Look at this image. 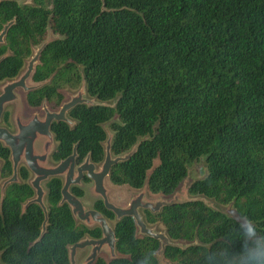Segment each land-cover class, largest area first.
<instances>
[{"label": "trees", "instance_id": "obj_1", "mask_svg": "<svg viewBox=\"0 0 264 264\" xmlns=\"http://www.w3.org/2000/svg\"><path fill=\"white\" fill-rule=\"evenodd\" d=\"M12 20L0 44V80L15 78L45 43L29 106L60 107L63 87L80 84L105 103L76 105L68 122L53 123L51 159L75 148L77 164L87 156L101 163L107 123L113 157L137 144L112 166L109 181L168 196L204 155L207 174L188 195L232 202L238 218L193 200L143 210L144 219L181 242L166 246L165 261L244 264L258 246L248 225L264 237V0H0V32ZM1 123L12 126L10 111ZM12 174L10 149L0 143V264H70L72 244L101 238L99 226L78 225L61 203L62 178L44 182V212L24 164L2 192ZM71 192L84 195L80 186ZM93 209L114 221L117 252L95 264H159L160 242L140 235L132 217L116 220L100 198Z\"/></svg>", "mask_w": 264, "mask_h": 264}, {"label": "water", "instance_id": "obj_2", "mask_svg": "<svg viewBox=\"0 0 264 264\" xmlns=\"http://www.w3.org/2000/svg\"><path fill=\"white\" fill-rule=\"evenodd\" d=\"M12 23L13 20L8 22L0 32V44L4 43L5 35ZM44 45L45 43L34 51V55L27 62L25 70L18 79L10 81L3 86L2 92L0 93V123L6 105L18 99L16 90L21 88L27 93L34 87L28 85L27 81L30 79L34 67L39 61V56ZM86 94L85 86L82 85L77 94L71 96L70 100L61 104L58 111H51L47 107L46 102H43L42 107L45 111L43 118L35 114L25 121L21 118V114L18 111L14 115V124L16 127L14 132L6 126L0 125V143L10 149L13 167L12 176L6 179L2 184V192L7 184L18 181V167L23 163L33 175L30 181L36 193V197L33 201L41 205L44 212H46V190L43 188L42 183L46 182L51 177L62 178L61 203L66 202L69 205L75 219L80 220L86 226L97 225L102 230L101 238L95 239L85 237L69 247L70 264H76L75 257L77 251L86 247H89L90 251L81 264H95L97 259L101 256L102 251L108 252L110 256L109 259L117 257L116 236L114 225L112 226L102 213L93 208L86 209L80 198L72 194L71 187L80 185L86 177L93 182V192L98 198L103 200L105 207L114 213L116 220L125 216L132 217L140 235L151 237L160 242V249L157 252L159 264H172L169 261L166 262L164 259L165 248L168 245L182 246V244L172 243L165 231L157 232L152 227H149L141 210H149L155 213L165 206L181 204L193 200H202L209 205L205 197H189L187 190H185L182 193H175L169 199L150 201L145 198L146 190L142 189L139 193L132 196L129 202L124 206H117L110 202L108 199L106 179H109L111 168L117 162L129 158V156L135 152L137 144L134 145L128 153L113 157L110 150L112 133L109 132L105 142V157L98 170L89 156H87L81 164L77 165L75 148L72 154L67 158L54 165H48V160L51 157L55 143V137L51 130L53 123L59 121L68 122V112L76 105L105 104L88 98ZM41 139H43L44 142L41 151H38L36 144ZM45 222L43 223V230L45 228Z\"/></svg>", "mask_w": 264, "mask_h": 264}, {"label": "rangeland", "instance_id": "obj_3", "mask_svg": "<svg viewBox=\"0 0 264 264\" xmlns=\"http://www.w3.org/2000/svg\"><path fill=\"white\" fill-rule=\"evenodd\" d=\"M28 0H18V2L20 4H24L26 3ZM54 37V34L49 31L48 32V39H51ZM33 55H34V51H33ZM31 58H27V60L25 61L24 67L21 70V72L19 73L18 76H16L15 78L12 79H5V80H0V93L2 92V88L4 85H6L8 82L13 81L18 79V77L21 75V73L24 71L27 62L30 60ZM28 85H32V81L29 79L27 81ZM82 84L78 85L77 87H72V86H64L63 87V94H64V101H68L70 100L71 96L77 94V92L80 90ZM17 94H18V99L16 101H13L9 104L6 105L5 109L10 111L11 113V117H12V126L9 128L12 132H14L16 130L15 124H14V115L19 111L21 114V118L23 120H28L30 119L33 115H38L40 118H43L45 115V111L41 106L38 107H31L27 104L26 102V92L23 91L21 88L16 90ZM86 96L88 97V95L86 94ZM89 98V97H88ZM115 100L109 101L107 103L109 104H114ZM47 107L51 110V111H58L60 107H57L55 109H53L52 107L48 106ZM116 118V117H115ZM1 126H4L2 123H0ZM106 129L107 132L112 133L109 129H108V124H104L103 125ZM44 140L41 139L37 142L36 147L38 151H41L42 149V144H43ZM56 145V142L54 143V146ZM54 148V147H53ZM206 157L203 155L200 158L194 160L193 162H191L188 166H187V176L182 180V182L180 183V185L177 187V189L175 190V192L171 195H163L162 193H152L150 192L146 187H143L142 189L146 190V194H145V198L147 200L150 201H154V200H159V199H169L171 198L175 193L179 192L182 193L183 191L187 190V187L196 179L198 178H202L207 174V164H206ZM23 164V163H21ZM56 164V162H54L51 157L48 160V165H54ZM96 165V169L98 170L100 168L101 163H95ZM33 175L31 176L32 179ZM43 188H44V182L42 183ZM80 187H82L84 189V195L80 198L83 206L86 209H92L93 208V203L94 201L98 198V196L93 192V182H86V181H82L81 184L79 185ZM106 186L108 189V199L110 202L114 203L117 206H124L126 205L129 200L131 199L132 196H134L135 194L139 193L142 189H133L131 187H129L128 185L124 184V185H114L112 184L109 179H106ZM45 189V188H44ZM190 197V196H189ZM206 200L208 201L209 206L219 209L221 211H223L225 214L229 215V216H233V217H237L236 211L233 207V203H227V204H221L217 201H215L212 198H207L205 197ZM141 213L143 214V211L141 210ZM239 220L242 223H246V221L244 219L239 218ZM110 224L113 226L114 225V221L113 220H109ZM76 223L78 225L83 224L80 220L76 219ZM149 227H152L155 231L157 232H163L165 231L163 225L161 223H154V224H148ZM88 237V236H86ZM181 243V242H180ZM90 251L89 247L83 248V249H79L77 251L76 257H75V261L76 264H81L82 261L84 260V258L88 255ZM101 257L108 260L110 258L108 252L106 251H102L101 252ZM168 262V261H166Z\"/></svg>", "mask_w": 264, "mask_h": 264}, {"label": "clouds", "instance_id": "obj_4", "mask_svg": "<svg viewBox=\"0 0 264 264\" xmlns=\"http://www.w3.org/2000/svg\"><path fill=\"white\" fill-rule=\"evenodd\" d=\"M247 237L250 240H255L258 246L248 251L244 257V264H264V237L258 236L250 224L247 228Z\"/></svg>", "mask_w": 264, "mask_h": 264}, {"label": "flooded vegetation", "instance_id": "obj_5", "mask_svg": "<svg viewBox=\"0 0 264 264\" xmlns=\"http://www.w3.org/2000/svg\"><path fill=\"white\" fill-rule=\"evenodd\" d=\"M24 70H25V69H24ZM20 72H21V71H20ZM18 75H19V74H18ZM18 75H17V76H18ZM5 110H6V109H5ZM1 120H2V119H1ZM57 163H58V162H57ZM77 165H78V164H77ZM85 178H86V177H85ZM85 178H84V179H85ZM84 179H83V180H84ZM62 181H63V179H62ZM90 181H91V180H90ZM78 186H79V185H78Z\"/></svg>", "mask_w": 264, "mask_h": 264}]
</instances>
